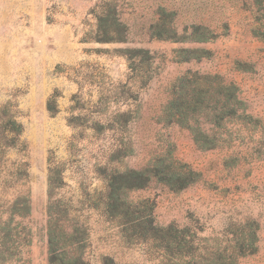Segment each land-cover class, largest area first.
<instances>
[{"label": "rangeland", "instance_id": "rangeland-1", "mask_svg": "<svg viewBox=\"0 0 264 264\" xmlns=\"http://www.w3.org/2000/svg\"><path fill=\"white\" fill-rule=\"evenodd\" d=\"M104 11L127 25L124 41L96 40ZM161 16L183 40L155 36ZM260 16L253 0H0V234L22 223L31 264H49V178L57 168L52 201L68 207L67 224L87 232L83 253L92 264H208L211 252L230 253L252 237L255 252L233 264H264ZM195 25L217 37L183 38ZM185 48L208 52L184 60ZM189 71L236 83L246 107L220 126L205 110L202 127L219 143L212 149L166 110ZM14 122L18 132L8 131ZM155 165H188L199 177L183 189L152 178L109 204L112 175ZM26 196L29 215L13 216ZM171 225L182 231L179 250L168 248Z\"/></svg>", "mask_w": 264, "mask_h": 264}, {"label": "trees", "instance_id": "trees-1", "mask_svg": "<svg viewBox=\"0 0 264 264\" xmlns=\"http://www.w3.org/2000/svg\"><path fill=\"white\" fill-rule=\"evenodd\" d=\"M255 14H263V18L257 17L254 27L256 37L264 39V0H253ZM170 15L163 13V16ZM159 29L155 33L156 37L166 40H183L173 24V21L161 19L157 26ZM166 28V29H165ZM165 29L166 31H161ZM98 41H124L127 33V25L121 21L115 11H104L98 17ZM187 31L185 39L198 42L213 40L217 34L201 25L192 27L191 33ZM187 55L184 60L189 58L202 57L208 51L205 49H183ZM194 54V55H191ZM172 100L166 107L169 119L179 123L181 126L190 130L196 144L202 149H212L219 145L217 139L211 136L201 124V115L205 112L208 122L214 126H220L226 119L240 116V112L246 110L244 101L239 95V87L232 81L225 80L218 74H200L189 71L186 75L179 78L174 85ZM213 101V105H204L205 102ZM50 109L52 107H49ZM52 110V109H51ZM8 131L18 132V125L7 127ZM59 174L57 168L51 171L49 178L50 201L48 206V252L49 264H92L84 255L83 247L87 243V232L74 225L66 223L68 207H61L59 202L52 201V193L59 186ZM199 177V172L188 165H182L177 169H162L160 166H153L142 169L132 170L127 173L114 174L109 178V204L117 207L121 203V193L126 189H139L146 186L152 178L169 185L172 189H183L195 182ZM117 205V206H116ZM114 208V207H111ZM31 211L29 196L18 198L11 208V214L17 217H25ZM1 228L0 234V264H31L29 246L31 245V235L22 223ZM170 250H179L182 240L180 233L175 226L168 227ZM84 232V233H83ZM183 235V240H185ZM173 245V246H172ZM255 237L244 239L240 245L229 248L230 253L208 254V264H233L235 258L246 253L255 252ZM227 255V257H225ZM227 258V259H225ZM178 264H192L191 260L185 259ZM195 264H205L202 259L195 261Z\"/></svg>", "mask_w": 264, "mask_h": 264}]
</instances>
